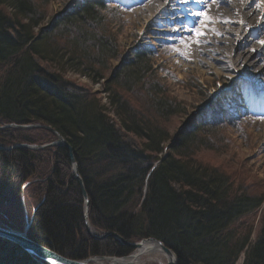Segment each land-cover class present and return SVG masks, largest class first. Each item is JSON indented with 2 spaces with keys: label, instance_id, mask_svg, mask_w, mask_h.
Returning a JSON list of instances; mask_svg holds the SVG:
<instances>
[{
  "label": "trees",
  "instance_id": "1",
  "mask_svg": "<svg viewBox=\"0 0 264 264\" xmlns=\"http://www.w3.org/2000/svg\"><path fill=\"white\" fill-rule=\"evenodd\" d=\"M50 1L0 0V70L5 71L0 77V124H39L71 147L88 197L89 221L98 232L115 233L127 242L154 239L175 255L177 264H236L241 254V264H264V206L252 244L249 230L239 239L230 230L235 221L264 205L263 198L247 193L231 196L228 176L197 159V151L208 146L205 139L213 135V124L201 118L195 128L181 132L170 144L164 130L124 100V95L146 83L149 88H143L155 98L151 115L167 118L175 114L171 111L175 106L162 102L152 78L156 72L152 53L147 49L132 52L105 80L91 70V65L118 59L115 44L103 33L104 1L75 0L72 8L51 22L52 32L59 28V35L68 33L67 45L73 54L58 50L49 28H41L42 9ZM76 53L87 65L79 61L70 69L83 67L84 76L87 71L93 83L102 82L106 104L41 66L59 65L66 57L67 65L75 62ZM108 114L114 116L116 125L109 122ZM226 114L223 118L228 119ZM116 126L140 139L141 146L126 144ZM8 132L0 131L1 140L11 136L4 143L15 139ZM20 141L32 145L27 137L21 136ZM50 150L54 166L38 188L44 200L28 238L69 260L129 255L131 250L113 239L94 241L86 235L79 185L64 173L70 165L67 151L62 147ZM38 157L22 148L0 151V205L8 198L18 199L24 182L37 176L34 165ZM0 264L37 263L18 247L0 240Z\"/></svg>",
  "mask_w": 264,
  "mask_h": 264
},
{
  "label": "rangeland",
  "instance_id": "2",
  "mask_svg": "<svg viewBox=\"0 0 264 264\" xmlns=\"http://www.w3.org/2000/svg\"><path fill=\"white\" fill-rule=\"evenodd\" d=\"M103 1L107 7V11L104 13L106 27L103 33L111 38L115 44L118 50V59L102 66L91 65V70L98 72L99 75L107 80L106 78L110 77L119 66L121 59L127 58L132 52L140 49L150 51L152 53V69L156 70L152 74V78L157 85V90L162 93V102L175 106V110H171L175 111V114L167 118L151 115L150 112H152L154 107L155 98L143 88H149L146 83L142 84V88L135 89L131 95H124L127 105L143 114L144 117L151 118V120L148 119L152 121L155 127L164 130L168 134L170 144L176 140L181 132L195 128L201 118L208 119L210 124H213L211 129L213 135L205 139L208 146L197 151V159L201 163L216 168L228 176L230 180L229 194L231 196L247 193L259 196L264 200V45L258 42L264 40V25L262 26L261 20L257 19V14L254 11L260 5V0H252L250 4L248 1L249 5H247V8L251 12L250 8L253 5L252 10L254 13H250L249 10L245 11L244 7L242 11L244 23L236 22V17L232 16L231 21L236 24L233 26L230 25L231 21L228 20V23H224L223 20V25L217 23L213 19L216 14L213 15L212 11L207 9L203 18H211L212 22L206 20L205 23L201 24L217 30H221L224 26L226 29H237L238 27V30H243L242 35L245 36L242 37L239 45L237 43L231 44L228 48L226 47V50L217 49L216 46L209 47L206 50V46H204L201 47L203 53L197 55L191 51V46H197V44L192 42V45L186 44V47L183 39L174 36L177 32L179 34L190 32V27L186 26L181 30L176 29V27L169 28L164 25V22H172L171 19L173 18L167 17L169 15L161 13L155 17L149 16L148 10L154 11L156 9V5L151 3L153 0H150V2L147 0ZM172 1L170 10L173 11L186 0ZM208 1L209 3H212V1L217 3L216 12L214 13L221 11L222 14L223 12L229 15L232 14V10L227 5V0ZM74 2L75 0H51L42 9L44 22L41 28H49L52 38H54L51 41L58 46V50H65L69 54L74 51L70 52L72 47L67 45L70 36H67L68 33L65 34L63 32L61 33L64 35H59V28L52 32L53 28L52 25L50 28V24L61 18L62 15L72 8ZM202 2H207V0H196L195 3L201 8ZM187 10V14H181L180 16L191 23V25H201L196 20L198 17L196 13H203L204 10L202 8L200 9L202 11H193L192 8ZM213 33L207 32L206 34L209 38H213L216 36L215 32ZM249 49L251 50L249 51ZM181 52L184 55H180ZM229 53L232 56H229ZM64 57L66 56L64 55ZM73 58L75 62L72 61L67 65L64 64L65 61L67 62V57L63 58L61 64H59H63V68H59V65L55 63H43L41 66L51 73L60 74L63 80L67 81L75 89L95 94L97 99H101V105L106 104L107 100L106 95L103 93L102 82L93 83L88 78L87 71L84 76L82 74L83 67H74V70L70 69V65H75L79 61L87 65V61L77 57V53ZM239 58L240 61L238 62ZM242 61L245 62L243 63ZM252 64L255 65L252 66ZM4 72L0 70V77ZM89 73L92 75L91 71ZM67 90H71V88L67 87ZM216 111L220 112L217 113ZM225 112L228 119L223 118ZM107 117L110 123L117 124L113 115L108 114ZM215 117H222V119H219L220 121L218 122ZM215 123L216 125H214ZM116 128L120 138L129 146L139 148L143 143L134 135L120 131L117 126ZM3 130H8V133L15 136V139L12 143H4L6 141L5 138L9 139L11 136L8 137L6 135L3 140L0 137V147L12 151L14 150L13 147L17 145L27 146L30 148L22 147V149L36 152L39 155V161L34 165V172L37 176L32 175L24 182L18 199L11 201L7 195L9 200L6 199L0 205V223L9 226V228L7 227L8 229L18 233H23L24 230H27L26 234L28 236L34 215L43 204L44 196L42 193L37 192L41 184L52 173L54 166L53 151L50 149L58 147L56 145L51 146L58 142V136L47 127L39 124L25 126L0 124V131ZM21 136L27 137L32 145L21 142ZM166 150L167 147L164 148V151ZM156 164L154 163L151 166L152 169H154ZM146 166L142 165V167ZM64 173H67V175L69 173L73 178V169L70 165L69 169H64ZM144 194L143 191L141 199L144 198ZM263 206L232 224L230 230L235 231L232 233L234 239L242 238L243 234L249 230V244L254 242L260 228ZM84 215L86 216L85 218ZM82 218L85 233L89 238L88 234L98 237L107 233L98 232L91 226L88 207L86 211L82 207ZM10 225L16 228H10ZM139 242L129 243L135 244ZM134 253L135 251L131 252L130 255ZM243 257L244 255L241 254L236 264H241ZM116 258L111 257L109 259L104 257L101 259V257H98L92 259L91 264H112L110 260ZM167 261L168 259L163 253L153 252L139 256L133 264H167Z\"/></svg>",
  "mask_w": 264,
  "mask_h": 264
},
{
  "label": "bare ground",
  "instance_id": "3",
  "mask_svg": "<svg viewBox=\"0 0 264 264\" xmlns=\"http://www.w3.org/2000/svg\"><path fill=\"white\" fill-rule=\"evenodd\" d=\"M147 1L150 2V0H147ZM153 1H151V3H154L153 5H156V9L154 11L148 10L150 17H155L158 14L162 13V14L169 15L167 17L173 18V19H171L172 22H170V21L164 22L165 26H167L169 28L170 27H176V29H178V30H181L182 28L184 29L186 26L190 27V32L182 33V34L181 33L179 34V32H177V34L174 35L176 38L183 39V41L185 42V45L186 44L192 45V42H194L197 39L193 30L202 31L204 33L202 36L199 37V43L194 42L195 44H197V46L196 45L191 46V51L197 55V54L203 53V50L201 47H204V46H206V50H208L209 47H213V46H216L217 49L221 48V49L226 50L231 44L237 43L239 45L241 43L242 37L245 36V35H242L243 30L242 29L238 30V27H237V29L236 28L235 29H232V28L226 29L225 26L221 30H217L215 28L201 24V20L204 19L201 16H198L196 18L198 23L201 25H198V24L191 25V23L187 22V20L183 19L180 15L181 14H187L188 13L187 9H189V8H192L193 11H195V10L198 11L202 8V10H204L203 13L206 12V10L208 9V10L212 11L213 15L216 14V15H214L213 19H214V21H216L217 23H220L221 25H223V22H222L223 20L224 21H227V20L231 21L232 16L236 17V19H235V20H237L236 22L244 23L242 11H243L244 7H245V11L249 10L247 8V5H249L252 0H227L228 1L227 5H228L229 9L232 10L231 15H229L228 13H225V12H223V14H222L221 11L219 13H214V12H216V7H217V3L215 1H212V3L211 2L209 3L208 0H207V2H202L201 8H200V6H198L195 3L196 0H192V1L186 0L182 4L178 5L177 9L173 10V11L170 10L171 3L173 2L172 0H155V2H153ZM248 1H249V4H248ZM252 8H253V5L250 8L251 12L254 13V11H255V13L257 14L256 16L258 17L257 19L261 20V23L263 26L264 22H262V21L264 20V0H260V5L258 6L257 9H254V11H253ZM202 10H200V11H202ZM221 10L223 11L222 8H221ZM249 12H250V10H249ZM253 19L255 20V18H253ZM245 24H247V23H245ZM230 25L233 26L236 24H233L231 21ZM213 29L215 31H213ZM207 32H212V33L215 32L216 36L213 38H209L206 34ZM262 41H264V40H262ZM250 50L251 49H249V51ZM244 53H246V52H244ZM229 56H232V55L229 53ZM239 61H240V58H239L238 62ZM242 62L244 63L245 61H242ZM254 65L255 64H252V66H254ZM232 66H234V64H232ZM0 226L3 227L6 225H3L2 223H0ZM142 248L143 249H141V253H145V254L146 253H153V252L158 253V250L156 248H152L151 246H148V245H143ZM139 256H141V255H139ZM139 256H137L134 253L131 256L127 255L125 257H117L116 259H113L110 261L112 264H133L136 262V260L138 259ZM60 257H62V256H60ZM62 258H64V257H62ZM108 258L110 259L111 257H108ZM112 258H114V257H112ZM119 259H123V260H119ZM67 260H69V259H67ZM90 260L91 261L88 264H91V262L93 261L92 259H90ZM71 261H76V260H71Z\"/></svg>",
  "mask_w": 264,
  "mask_h": 264
},
{
  "label": "water",
  "instance_id": "4",
  "mask_svg": "<svg viewBox=\"0 0 264 264\" xmlns=\"http://www.w3.org/2000/svg\"><path fill=\"white\" fill-rule=\"evenodd\" d=\"M57 135V134H56ZM58 136V135H57ZM58 146L62 147L67 151L68 159H69V164L71 168L73 169V179L78 183L79 189L82 195V200H83V207L84 211H86L88 207V198L85 193V187L83 184L82 179L80 178L78 171H77V164L74 160L73 154H72V149L71 147L66 144L63 139L58 136V142L51 145V146ZM30 148L27 146H15L13 149H19V148ZM9 150V149H8ZM5 148L0 147V151H8ZM86 215V214H85ZM84 215V218L86 217ZM84 222L86 223V220L84 219ZM27 230H24L23 233H18L14 230L8 229L7 227H2L0 226V240H3L5 242H8L16 247H18L21 251H23L26 255L30 256V258L35 261L37 264H88L91 260L88 261H71L67 260L65 258L60 257L56 253L46 249L43 246H40L39 244L31 241L27 234ZM90 238L94 241H100L104 239H114L117 241L121 246L128 248L130 250L135 251V254L137 256L143 255L145 253H141V249H143V245H148L151 246L152 248H156L159 253H163L168 261L167 264H177V260L175 255L168 249H166L160 242L154 240V239H146V240H141L139 243H128L121 237H119L115 233H104L101 236L95 237L93 235H90Z\"/></svg>",
  "mask_w": 264,
  "mask_h": 264
},
{
  "label": "snow or ice",
  "instance_id": "5",
  "mask_svg": "<svg viewBox=\"0 0 264 264\" xmlns=\"http://www.w3.org/2000/svg\"><path fill=\"white\" fill-rule=\"evenodd\" d=\"M196 15H197V16H201V17H204V13H196ZM206 20H207L208 22H212V21H211V18H207V17H205V19H202V20H201V23H205ZM223 22L227 23L228 21H223ZM193 31H194L195 36L197 37V39H196L194 42H195V43H199V37L202 36L204 33H203L202 31H195V30H193ZM213 31H215V30L213 29ZM258 42H259L261 45H264V41H258ZM186 47H187V45H186ZM180 55H184V53L181 52Z\"/></svg>",
  "mask_w": 264,
  "mask_h": 264
}]
</instances>
